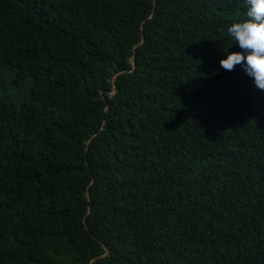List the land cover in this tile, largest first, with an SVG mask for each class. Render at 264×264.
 <instances>
[{"label":"trees","instance_id":"16d2710c","mask_svg":"<svg viewBox=\"0 0 264 264\" xmlns=\"http://www.w3.org/2000/svg\"><path fill=\"white\" fill-rule=\"evenodd\" d=\"M246 11L0 0V264H264V90L220 65Z\"/></svg>","mask_w":264,"mask_h":264},{"label":"clouds","instance_id":"9594fccd","mask_svg":"<svg viewBox=\"0 0 264 264\" xmlns=\"http://www.w3.org/2000/svg\"><path fill=\"white\" fill-rule=\"evenodd\" d=\"M246 19L232 23L227 34L242 51L229 52L220 60L228 71L240 65L254 79L255 86L264 90V0H245Z\"/></svg>","mask_w":264,"mask_h":264},{"label":"water","instance_id":"95a60500","mask_svg":"<svg viewBox=\"0 0 264 264\" xmlns=\"http://www.w3.org/2000/svg\"><path fill=\"white\" fill-rule=\"evenodd\" d=\"M138 44H140V43H138ZM138 44H137V45H138ZM115 87H116V85H115V83H114L113 93L116 92V88H115ZM87 197H88V199H90V193H89V192H87ZM90 209H91V207H89V210H90ZM106 252H108V248H106ZM104 255H105V254H104ZM96 258H97V257H95L94 259H96Z\"/></svg>","mask_w":264,"mask_h":264}]
</instances>
